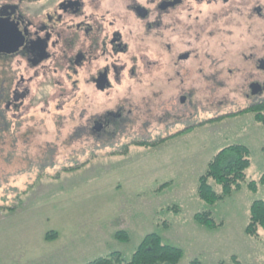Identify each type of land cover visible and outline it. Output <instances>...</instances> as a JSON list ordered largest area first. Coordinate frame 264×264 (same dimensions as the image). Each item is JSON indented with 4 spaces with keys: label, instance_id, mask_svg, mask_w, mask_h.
Masks as SVG:
<instances>
[{
    "label": "flooded vegetation",
    "instance_id": "flooded-vegetation-1",
    "mask_svg": "<svg viewBox=\"0 0 264 264\" xmlns=\"http://www.w3.org/2000/svg\"><path fill=\"white\" fill-rule=\"evenodd\" d=\"M238 36L244 48L236 46ZM146 77L151 111L160 114L141 129ZM201 83L208 106L195 100ZM45 86L55 87L47 97ZM227 88L221 101L218 90ZM54 99L74 104L71 142L127 150L263 109L264 0H0V126L11 137L13 127H24L30 140ZM227 103L241 108L214 112ZM205 114L214 116L195 119ZM154 122L160 126L149 129Z\"/></svg>",
    "mask_w": 264,
    "mask_h": 264
},
{
    "label": "rangeland",
    "instance_id": "rangeland-1",
    "mask_svg": "<svg viewBox=\"0 0 264 264\" xmlns=\"http://www.w3.org/2000/svg\"><path fill=\"white\" fill-rule=\"evenodd\" d=\"M235 41L244 48L241 36ZM149 84L146 77L139 88L141 129L146 119L160 114L159 109L151 111ZM242 86L237 78L240 104L245 101ZM205 87L199 85L195 100L207 99ZM54 89L45 86V96ZM218 91L221 101L228 98V88ZM156 100L159 104L162 98ZM86 103L83 99L80 105ZM59 106L64 110L58 112ZM46 107L52 112L44 115V128L30 140L25 141L24 127H13L11 137L6 125L0 126V264H88L116 251L129 260L149 233L183 250L179 264H264V228L258 237L246 233L251 204L264 199V107L129 150L71 142L73 102L54 99ZM239 108L227 103L214 112ZM156 125L160 123L148 128ZM235 143L250 149L248 182L215 203L202 200L199 178L209 160ZM215 189L222 190L219 185ZM202 211H211L214 226L195 220ZM118 231L128 233L129 239L116 238Z\"/></svg>",
    "mask_w": 264,
    "mask_h": 264
},
{
    "label": "trees",
    "instance_id": "trees-1",
    "mask_svg": "<svg viewBox=\"0 0 264 264\" xmlns=\"http://www.w3.org/2000/svg\"><path fill=\"white\" fill-rule=\"evenodd\" d=\"M252 110L260 111L261 109ZM256 117L263 120L261 113L256 114ZM251 163L250 149L244 144L235 143L221 149L209 160L206 171L199 178L200 198L209 203H215L231 195L234 189L241 186L242 182H248L247 169ZM167 184L169 183L163 184L161 188ZM216 185L221 186V192L215 189ZM249 185L252 187L255 182L251 181ZM194 218L204 225L214 226L216 224L211 211L199 212ZM260 228H264V199L255 200L251 204L246 233L248 236L258 237ZM116 238L124 240L129 239V236L125 231H118ZM183 255L181 248L165 243L157 233H149L143 238L129 260L116 251L88 264H179ZM192 264L201 263L194 260Z\"/></svg>",
    "mask_w": 264,
    "mask_h": 264
}]
</instances>
